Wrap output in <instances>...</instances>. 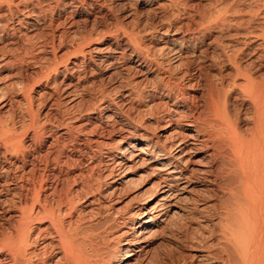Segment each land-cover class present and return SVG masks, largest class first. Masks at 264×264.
Returning a JSON list of instances; mask_svg holds the SVG:
<instances>
[{
    "label": "bare ground",
    "instance_id": "6f19581e",
    "mask_svg": "<svg viewBox=\"0 0 264 264\" xmlns=\"http://www.w3.org/2000/svg\"><path fill=\"white\" fill-rule=\"evenodd\" d=\"M33 1L0 0V71L31 65L47 19ZM88 1L53 0V27L70 32L91 16L92 26L58 57L54 39H65L52 34L54 64L35 80L11 73L17 81L0 89V264H141L180 198L207 230L187 237L188 264H264V0H145L157 22L143 30L117 20L99 30L113 9ZM122 67L116 99L92 87ZM109 126L121 133L114 144ZM64 151L74 158L60 160ZM135 170L155 191L126 218L110 199ZM103 217L134 226L111 234Z\"/></svg>",
    "mask_w": 264,
    "mask_h": 264
},
{
    "label": "rangeland",
    "instance_id": "374dc122",
    "mask_svg": "<svg viewBox=\"0 0 264 264\" xmlns=\"http://www.w3.org/2000/svg\"><path fill=\"white\" fill-rule=\"evenodd\" d=\"M144 1L145 0H127V1H125V0H106V4L108 6H111V8L113 10H112V12L110 14L108 12L104 11L106 15L103 13L104 14L103 21L106 19L105 20L106 22L103 23L101 20L98 19L99 21H98V24H97V28L99 30H103L104 27L107 26L108 28L112 29V26H114V22H116V20H117V22L122 23V25L126 29L127 28L128 29H130V28L132 29V28L135 27L134 25L135 24H138V23H139V25H137L138 27H135V29H139V30L141 29V30H143V29L149 28V26H153L154 23L156 24V22H157V14H155L153 12H150V11H149L150 12L149 13L147 9H145L147 11H145L144 9H142L141 6H142V4H143ZM192 1L194 3H197L198 2V0H192ZM37 2H39V3H37ZM88 2L89 1L86 0V3H88ZM33 4L34 5L36 4V7L39 4L38 5V8H41L42 10L43 9L44 10L46 9L45 10L46 12H44V15L46 13L45 18L47 17V19H45V24H44L43 28H41V30L37 34V37H34L33 39H31V65H30V67L28 66V68L24 67L23 66L24 64L23 65H19V66L17 65L16 66L17 68L15 66H14L15 68L12 67V69H11L12 71L10 70V68H8V69L6 68V69L1 70L0 71V89H2L3 87H5V85L7 86L9 83H12L14 81H17L18 78L16 77V79H15L12 76H10L11 73L12 74H15V73H18L20 71H23V72L26 71L25 73H28V74L30 73L32 75L31 76L32 78L33 77L36 78V75H38V71L40 72L41 70H43L44 67L46 65H48V64L49 65L54 64L53 63L54 60L52 59L53 53L56 55V57H58L59 55H61L65 51V49L68 48L69 44L71 43L70 40H72L71 38L73 37V35H75L77 33H83L84 32V30H83L84 28L83 27H86V29H89L92 26L91 25V23H92L91 21H93L94 18L91 16L92 18L89 17L88 19H86L87 20L86 25L80 19L81 21H79V23H77L76 25H74V28H72L70 32H68V30H66V28L63 29L60 26H58V28H57V26L56 27H53V25H52L53 22L52 23H49L48 22L49 17L51 16V13L49 12L50 11L49 9H50V7L52 5H54L53 0H35V1H33ZM46 4H47L48 7L45 6ZM121 7H123L124 9H122ZM202 8H203V6H201V9ZM135 10H136V13L137 14L140 13L139 14L140 16L137 15V14H135ZM130 11H132V13ZM142 11H144V12H142ZM129 13L131 15H129ZM154 14H155V16H154ZM55 17L56 16H53L54 19H55ZM53 18L51 19L52 21L54 20ZM132 19H134V20H132ZM135 19L136 20H139V21H136ZM179 22L183 23V21H179ZM49 24H50V26H49ZM104 24H105V26H104ZM147 24H149V25H147ZM150 24H152V25H150ZM131 25L134 26V27H132ZM61 32H64V34H61ZM52 34H54V36L55 35L56 36L63 35V38L65 39L64 40L65 42H63L60 45L62 47H60V46H58V43H57V39H56L57 37L56 38L54 37L55 38L54 39L55 40L54 42H56L55 44H57V46H56V48L54 50L56 52L50 51V47H49V45H51L50 43H52V42H50L51 41V37H52L51 35ZM107 40L110 41L111 39H106L104 42H107ZM17 44H20V45H17V47H16L15 45L14 46H11V45L5 44L3 46V48L8 47L12 51V52L6 53L5 54L6 57H9L10 55L15 54L17 51L16 52H13L14 49L16 50L18 47L22 46L21 45V42H17ZM41 45H42V48L40 49ZM154 45H156V44H154ZM1 48H2V45H0V50H1ZM38 48H39V53L41 52V50L43 52H41L39 54L37 52V49ZM6 50L7 49H5V51ZM38 60H39V62H37ZM50 62H52V63H50ZM122 69H123V67L121 68L120 71L118 69L115 72L109 71V72H106V73H98V74H96L91 79L94 82V84L92 85V87L95 86L94 88L103 89V90H105L107 92H110V94H111V93H113L111 91H113V88L114 87H116L117 89H119L121 86H125V81H126L125 78L127 77L125 75H127V70H122ZM4 75H5V78H4ZM61 77L62 76L59 75L56 78H57L58 81H60L61 80ZM34 78H33V80H35ZM33 80H32V82H33ZM138 80L139 79H138L137 76H134V77H132V78L129 79V81L131 83H133V81L135 83ZM42 87H43V85L42 86L41 85L35 86L34 87L35 92H38ZM33 96L37 97L36 94H34ZM111 97L113 99H116L115 96H114V94H111ZM38 99L39 98H35L33 100V102H35V103L36 102H39ZM39 100H41V99H39ZM94 103H95V100L93 98L87 97L82 102V105L85 108H87L89 106L91 107ZM42 105H40V106L38 105L35 108V112L37 111L36 113L37 114L39 113L38 114V120H39L40 123H42L45 120V116H42L44 114V110L43 109H44L45 105H44V107ZM86 119H88V118L85 117V118L82 119V121H84ZM99 122H100V120L98 122H96V124H98ZM45 125L48 128V126H47L46 123H45ZM107 128H108V134L105 133L106 136H104V137L107 140H109V143H113V144L116 143L115 140L116 139L118 140V136H120L121 133L119 131H116V130L115 131H112V129H110V126L107 127ZM62 155L60 156V160L66 159L68 157L70 159L74 158L70 154V152H65L64 151V153ZM80 168L82 170L85 169V168H82V167H80ZM80 168L79 167H75L73 170H68V172H70V173H77L80 170ZM127 175H130L131 176L132 181L126 183L125 185H123L121 187V189L119 191L117 190L116 194H113L112 195L113 197L110 199L111 200L110 203H112V204H110V208L112 207L114 209H117L116 212L119 215H121V216L124 215V217H126V218L128 216L127 214H129V212L131 213L132 210H133V208L139 202H142L147 197V195L150 194V192L152 193V192L155 191L154 186H151L153 180L150 178V176H149V174H147V172L144 173V170H140L138 172L135 170L132 173L127 174ZM82 182H83V179H81L79 181L77 180V181H75V184L78 185V186H80ZM71 185H70V187H71ZM156 195H157V192H156ZM180 199L182 201L179 202L178 208L181 209L182 211H178V213L176 212L177 214L176 213L174 214V218L169 220L167 226H165L162 229H160L158 231V233L156 232V234H154L150 238V245H149V247L147 249L148 251H147L145 257L143 258L144 261L143 260L141 261V264H142V262H143V264H145L148 260H149L148 262H150L151 264H188L189 263V260L185 258V257H187L186 255H188V253L186 252V249H187V244H188L187 239L189 240V238H187V237L189 236V234L191 236H193L197 232L196 230L199 229L198 227H201V229H203L204 228V225H201L202 223L200 221L196 220V218H194V217H196V212L195 211L193 212L192 205L189 204V203H187L185 201L186 198H180ZM183 202L186 203V205H183ZM186 208H187V210H186ZM186 211H187V213H186ZM176 215H177V217H176ZM184 215H185V217H184ZM186 215H188V216H186ZM190 217H192V218H190ZM103 218H102V222L104 220L106 221V219H107V221L110 223V225H109V223L107 221L106 222L104 221L103 223H105V224L108 223L109 226H113L114 227V229L111 231V234H113V233L116 234L117 232H120V231L121 232H125L130 227H133L134 226V224H133L134 222L131 221V220L128 221V222H126V224L121 225L120 223L115 224L111 219L109 220V217H103ZM111 223H112V225H111ZM198 223L201 226H198L199 225ZM117 226H118V228H117ZM121 227H122V229H121ZM203 230H204V232L207 231L206 228L203 229ZM114 231H116V232H114ZM191 236H189V237H191ZM183 239L186 240L187 243ZM111 249H112V247H111Z\"/></svg>",
    "mask_w": 264,
    "mask_h": 264
}]
</instances>
